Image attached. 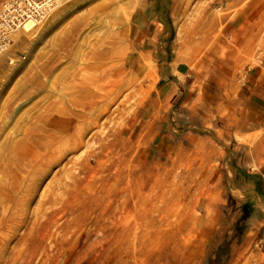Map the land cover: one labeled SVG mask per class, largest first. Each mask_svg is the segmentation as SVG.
<instances>
[{
  "label": "rangeland",
  "instance_id": "obj_1",
  "mask_svg": "<svg viewBox=\"0 0 264 264\" xmlns=\"http://www.w3.org/2000/svg\"><path fill=\"white\" fill-rule=\"evenodd\" d=\"M150 1L69 0L56 7L65 12L48 31L56 9L31 30L13 32L0 52V163L44 111L45 96H56L94 44L111 56L126 43L143 68H129L116 100L84 135L107 136L115 154L106 155L98 140L68 151L39 182L30 208L62 167L86 154L82 162L90 171L77 177L88 186L63 173L72 185L64 203L86 200L88 212L104 205L113 210L121 202V178L130 176L143 189L128 216L137 238L131 236L127 251L113 244L94 264H264V0L230 8L219 45L191 62L174 60L176 39L203 0H183L182 8L179 0ZM233 35L240 45L230 44ZM115 36L118 42L110 44ZM12 97L24 98L8 104ZM100 238L84 240L76 257L86 248H105ZM81 258L84 263L88 256Z\"/></svg>",
  "mask_w": 264,
  "mask_h": 264
},
{
  "label": "bare ground",
  "instance_id": "obj_2",
  "mask_svg": "<svg viewBox=\"0 0 264 264\" xmlns=\"http://www.w3.org/2000/svg\"><path fill=\"white\" fill-rule=\"evenodd\" d=\"M67 1L69 0H59L42 5L43 7L36 9L40 18L26 19L18 28L29 31L34 24L46 21L56 9L43 30L48 31L65 12L57 8ZM246 1L203 0L198 4L188 20L181 25L174 60L178 62L186 57L191 62L208 55L219 45V36L230 27L226 22L229 9L235 8L233 10L238 11ZM149 4H156V0H151ZM179 4V8H182L183 0H179ZM1 8L0 4V11ZM161 25L162 23L157 25V30ZM262 28L258 26L257 30L260 32ZM156 34L151 36L149 51L156 43ZM11 35L6 38L0 36V44L6 41L0 45V52L5 44L11 42ZM120 37L124 38V34ZM228 37L232 46L241 44L237 35ZM108 42L113 44L118 41L115 36ZM97 45H93V51L85 57L86 61L81 67H74L69 72L68 81L63 83L56 96H45L44 111L34 115L32 123L22 131L23 136L14 144L13 155L0 163V264H94L99 255L107 249L111 251L113 244L121 243L127 251L131 236L137 238V231L134 232L128 223V216L132 210L131 203L136 204L137 199L139 200L137 196L142 188L137 189L140 183L135 184L130 176L127 180L120 179L116 197L121 202L113 210L110 205H104L100 212L91 213L85 210L86 200L80 205L70 201L64 203L66 200L63 195L72 186L64 175L72 178L74 183L81 184L79 186L82 188L88 186L78 181L77 177L79 172L90 171L82 162L86 154L81 159H74L71 166L62 167L60 174L55 176V183L50 188L43 189L36 206L30 208L39 182L47 175L50 167L57 164L68 151L98 140L106 155L115 154L107 136L93 134L86 140L84 135L87 129L98 124L99 116L109 110L116 100L126 84L129 68L136 64L142 69L143 65L129 55L126 43L115 47L111 56H108V49L94 50ZM23 98L12 97L7 103L21 102ZM255 103L252 100L250 106H256ZM117 135L115 133L118 139ZM98 156L103 158L101 154ZM77 162L81 163L77 165ZM128 194L131 200L127 197ZM64 204L71 207L64 209ZM66 213L71 216L69 224H59L58 220ZM64 230L67 231L63 232ZM97 234H101L98 240L104 241L105 248H86L83 255L79 253L76 257L83 241ZM81 256H88L84 263H81Z\"/></svg>",
  "mask_w": 264,
  "mask_h": 264
},
{
  "label": "built area",
  "instance_id": "obj_3",
  "mask_svg": "<svg viewBox=\"0 0 264 264\" xmlns=\"http://www.w3.org/2000/svg\"><path fill=\"white\" fill-rule=\"evenodd\" d=\"M55 1L59 0H0V36L11 35L26 19L37 20L41 16L36 9Z\"/></svg>",
  "mask_w": 264,
  "mask_h": 264
},
{
  "label": "crops",
  "instance_id": "obj_4",
  "mask_svg": "<svg viewBox=\"0 0 264 264\" xmlns=\"http://www.w3.org/2000/svg\"><path fill=\"white\" fill-rule=\"evenodd\" d=\"M192 156V157H191ZM189 158V160H192V161H190L191 162V164H193L194 163V161H195V159H196V157H195V155L194 154H192Z\"/></svg>",
  "mask_w": 264,
  "mask_h": 264
}]
</instances>
